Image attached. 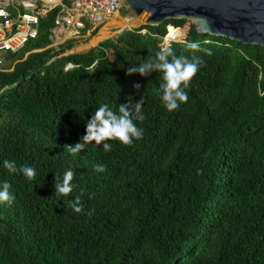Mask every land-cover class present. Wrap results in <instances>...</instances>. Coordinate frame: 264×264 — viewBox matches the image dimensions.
<instances>
[{
    "label": "trees",
    "instance_id": "trees-1",
    "mask_svg": "<svg viewBox=\"0 0 264 264\" xmlns=\"http://www.w3.org/2000/svg\"><path fill=\"white\" fill-rule=\"evenodd\" d=\"M53 17L0 54L12 63L0 68V190L7 181L14 197L0 202V264H264V49L166 20L66 54L72 41L49 47ZM165 42L200 61L187 102L171 112L162 73L128 75ZM142 96L143 135L132 145L65 148L82 142L101 105L118 114ZM69 169L72 193L54 196ZM76 197L81 213L69 207Z\"/></svg>",
    "mask_w": 264,
    "mask_h": 264
},
{
    "label": "clouds",
    "instance_id": "clouds-1",
    "mask_svg": "<svg viewBox=\"0 0 264 264\" xmlns=\"http://www.w3.org/2000/svg\"><path fill=\"white\" fill-rule=\"evenodd\" d=\"M187 49L199 50L198 42H188ZM171 57V60H169ZM199 59L188 60L184 56L176 57L173 53L170 44L165 42L155 56L149 55L139 67H132L128 71V75L139 73L145 76L151 72L162 73V102L167 111L176 110L181 103L187 102L188 96L185 89L188 88L190 81L199 70ZM139 88V85H137ZM264 95V93H261ZM143 96L140 101L132 104L121 105L118 108V114L112 111L106 104L101 105L92 114L91 119L86 125V134L82 138V142L75 143L72 146H65L69 153L73 156L81 153L85 146L92 144L100 146L103 144V150L108 152L111 150V144L107 141L116 140L124 146L132 145L134 140H139L142 135V129L138 128L134 121L144 119L142 115ZM4 168L9 172H22L29 180L36 178V171L30 166H21L17 169L15 161L5 160ZM94 170L104 172L105 166L94 165ZM75 173L69 169L62 178V182H58L55 177V193L54 196L66 197L73 191L72 180ZM10 184L5 181L0 190V202H11L14 197L9 192ZM76 213L82 212L80 198L76 197L74 201L69 202Z\"/></svg>",
    "mask_w": 264,
    "mask_h": 264
},
{
    "label": "built area",
    "instance_id": "built-area-1",
    "mask_svg": "<svg viewBox=\"0 0 264 264\" xmlns=\"http://www.w3.org/2000/svg\"><path fill=\"white\" fill-rule=\"evenodd\" d=\"M51 11H54V17L49 47L54 48L67 41L80 47L87 46L95 35H99L96 32L109 30L110 24L119 16L132 20L121 0H0V54L16 53L34 39L38 19ZM71 52L72 48L65 53Z\"/></svg>",
    "mask_w": 264,
    "mask_h": 264
},
{
    "label": "water",
    "instance_id": "water-1",
    "mask_svg": "<svg viewBox=\"0 0 264 264\" xmlns=\"http://www.w3.org/2000/svg\"><path fill=\"white\" fill-rule=\"evenodd\" d=\"M121 3L125 12L144 26L185 20L196 34L224 37L264 49V0H121Z\"/></svg>",
    "mask_w": 264,
    "mask_h": 264
},
{
    "label": "rangeland",
    "instance_id": "rangeland-1",
    "mask_svg": "<svg viewBox=\"0 0 264 264\" xmlns=\"http://www.w3.org/2000/svg\"><path fill=\"white\" fill-rule=\"evenodd\" d=\"M121 14L123 15L124 14V11L121 12ZM122 21V22H121ZM119 22V23H118ZM142 25V23L140 22V20H137V19H132V20H125L124 18H122V16L118 17V21L114 20L113 23L110 24V29L109 30H103L101 32H96V34L98 35L96 37V35L93 37V39L91 40V43H94L92 45L89 46V48H83L81 49L80 51V48H75V49H72L73 52L71 53H86L87 51H89L90 49L96 47L100 42H102L103 40L105 39H109V37H113L114 34L116 33V35H118L120 32L122 31H125V30H132V29H135V28H138ZM113 31H115L114 33H112ZM140 33H144V31H141ZM113 34V35H112ZM54 48V47H53ZM57 48V47H56ZM55 48V49H56ZM78 51V52H77ZM27 53L23 54V57L26 56ZM2 56H4L2 54ZM18 58V57H16ZM1 63H0V68L3 67L4 70H7L9 71L11 66H12V63L9 64V66L5 65V60L3 61L2 58L0 59ZM15 63V61L13 62ZM3 65V66H2ZM70 67H72L71 64H68L66 65L63 70H67V69H70ZM6 68V69H5ZM8 68V69H7Z\"/></svg>",
    "mask_w": 264,
    "mask_h": 264
},
{
    "label": "crops",
    "instance_id": "crops-1",
    "mask_svg": "<svg viewBox=\"0 0 264 264\" xmlns=\"http://www.w3.org/2000/svg\"><path fill=\"white\" fill-rule=\"evenodd\" d=\"M90 43H91V41L86 44L87 46H83V47H80V46H77V45H73L72 49L80 48V50H81L83 48H89L90 45L94 44V43H92V44H90ZM72 52H73V50H72Z\"/></svg>",
    "mask_w": 264,
    "mask_h": 264
},
{
    "label": "bare ground",
    "instance_id": "bare-ground-1",
    "mask_svg": "<svg viewBox=\"0 0 264 264\" xmlns=\"http://www.w3.org/2000/svg\"><path fill=\"white\" fill-rule=\"evenodd\" d=\"M116 21V20H115ZM118 21V20H117ZM122 22V21H121ZM119 23V22H118Z\"/></svg>",
    "mask_w": 264,
    "mask_h": 264
}]
</instances>
